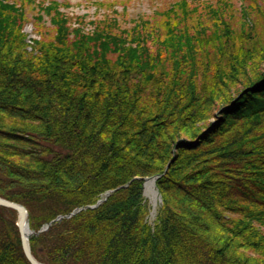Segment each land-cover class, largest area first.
<instances>
[{"label": "trees", "instance_id": "obj_1", "mask_svg": "<svg viewBox=\"0 0 264 264\" xmlns=\"http://www.w3.org/2000/svg\"><path fill=\"white\" fill-rule=\"evenodd\" d=\"M238 1L170 0L130 29L126 7L96 1L111 13L86 30L70 3L0 0V197L38 231L113 191L30 237L38 261L264 264V26L259 0ZM0 264H30L14 220Z\"/></svg>", "mask_w": 264, "mask_h": 264}, {"label": "rangeland", "instance_id": "obj_2", "mask_svg": "<svg viewBox=\"0 0 264 264\" xmlns=\"http://www.w3.org/2000/svg\"><path fill=\"white\" fill-rule=\"evenodd\" d=\"M38 1H41V0H38ZM50 1H58V2L64 3V4L70 3L67 6L62 7L61 12L64 13L67 17H69L73 21V23H76V24L78 23L76 20L77 18L86 17V20H85L86 30H92L91 24L89 23L91 20L96 19V18L97 19L102 18L103 16L111 13L107 9H99V7L97 5L91 4V3H94L96 1L110 2L111 4L116 6V9L119 12L123 11L124 7H126L127 8L126 11L128 14L127 15L128 21L126 20L125 26L130 29V28L134 27L133 21L136 20L137 17H139L142 14L152 15V13L155 11L156 6H160L161 4L166 5L169 3L170 0H50ZM237 3L240 5V2L238 0L237 1L235 0V6L238 5ZM252 3H253V0H250V4H252ZM124 4H126V5H124ZM259 4L261 7V8H259L260 13H257V11L256 12L254 11L253 15L251 17V20L257 26H259V25L264 26V0H259ZM256 9L258 10L257 5L255 7V10ZM262 11H263V13L261 14ZM36 14H37V12L35 11V9L33 7L27 8L28 23L24 27V32L28 35L29 39L39 38L38 34H36L37 33L36 31L38 30L36 27V21H35V15ZM50 19L51 18L48 17L46 14L45 15L43 14V25L44 26H50V24H51ZM241 22H237V23L235 22L234 27L237 29H241ZM263 29H264V27H262V30ZM110 57H112V56L110 55ZM204 145H206V144H204ZM203 148H204V146H203ZM189 155L190 154H185V158H186V156L188 157ZM191 155H193V154H191ZM1 179L2 180L0 182V185L7 182V181H3V177H1ZM4 180H5V178H4ZM156 180H157V177H148V178L143 179V198H144V201L146 202V204L148 205V209H149L146 221H147V224L151 227V229H154L155 224L157 223V219L159 216V209L162 205V197L159 193V190L157 189ZM151 183L153 184L152 190L156 193V196H157L155 201L152 198V195L150 193H147V185L151 184ZM112 192L113 191H107L103 195V197L98 200L101 202L97 206H99L103 201H105L107 199V197L112 194ZM107 193L109 194L108 196H106ZM96 203L94 205H96ZM94 205H91V206H94ZM91 206H86V207H82L79 209H75L67 215H59V216H63L62 219H69L83 209L84 210L88 209V208L94 209L97 207V206H95V207H91ZM0 207L6 209V210L1 209V213H0V219L3 222V224L6 226H9L10 223H12V221L14 220L15 225L17 226V229H18L19 218H18L17 211L10 209V208L3 207V206H0ZM71 213H74V214L71 215L70 217H65V216H69ZM59 216H57V217H59ZM28 217H29V214H28ZM57 217L55 219H57ZM55 219H53L52 221H50L47 224H44L39 229V230H42L41 233L46 232L47 230H49V228H51V226L54 223H57V222L62 220V219H60V220L54 221ZM28 221H29V218H28ZM31 230L33 231V234L31 235V237L32 236H38L39 234H41V233H37L39 230L38 231H34L33 229H31ZM18 233H19V229H18Z\"/></svg>", "mask_w": 264, "mask_h": 264}, {"label": "water", "instance_id": "obj_3", "mask_svg": "<svg viewBox=\"0 0 264 264\" xmlns=\"http://www.w3.org/2000/svg\"><path fill=\"white\" fill-rule=\"evenodd\" d=\"M109 194L107 193L106 196H108ZM101 201H98L96 203V205L94 206H91V207H95L97 206ZM0 206H3V207H6V208H10V209H13L15 211H17L18 213V218H19V222H18V229H19V235H20V240H21V246H22V250H23V253L26 257V259L29 261L30 264H46V263H43V262H40L38 261L32 254L31 252V248H30V243H29V238L31 237V235L33 234V231L30 230V233L29 235H26L23 231V219L24 217H26L28 219V212L26 210V208L19 204V203H16V202H12V201H9L5 198H2L0 197ZM74 213H71L69 216H65V217H70L71 215H73ZM63 216H59L57 217V219H55L54 221L56 220H60L62 219ZM53 221V222H54ZM48 227V226H47ZM46 227V228H47ZM45 228V229H46ZM44 231V230H43ZM42 230H39L37 233H41Z\"/></svg>", "mask_w": 264, "mask_h": 264}, {"label": "bare ground", "instance_id": "obj_4", "mask_svg": "<svg viewBox=\"0 0 264 264\" xmlns=\"http://www.w3.org/2000/svg\"><path fill=\"white\" fill-rule=\"evenodd\" d=\"M152 186H153L152 183L147 185V193H150L152 195V198L155 201L157 196H156V193L152 190ZM30 230H31V228H30L29 221L26 217H24V219H23V231L26 235H29ZM29 243H30V238H29ZM30 248H31V246H30Z\"/></svg>", "mask_w": 264, "mask_h": 264}]
</instances>
